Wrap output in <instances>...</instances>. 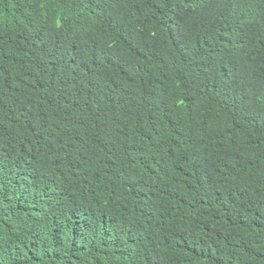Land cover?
I'll use <instances>...</instances> for the list:
<instances>
[{
    "label": "trees",
    "instance_id": "1",
    "mask_svg": "<svg viewBox=\"0 0 264 264\" xmlns=\"http://www.w3.org/2000/svg\"><path fill=\"white\" fill-rule=\"evenodd\" d=\"M0 264H264V0H0Z\"/></svg>",
    "mask_w": 264,
    "mask_h": 264
}]
</instances>
